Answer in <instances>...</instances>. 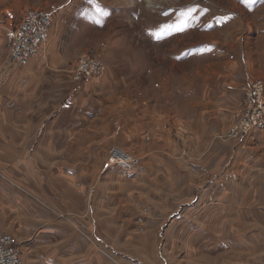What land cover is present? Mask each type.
<instances>
[{
  "label": "crops",
  "instance_id": "0c3cea01",
  "mask_svg": "<svg viewBox=\"0 0 264 264\" xmlns=\"http://www.w3.org/2000/svg\"><path fill=\"white\" fill-rule=\"evenodd\" d=\"M54 30L52 26L50 35ZM49 40L26 67H9V43L8 53L0 57L1 227L29 245L78 231L72 237L75 250L58 257L47 244L41 261L118 264L121 253L105 249L104 243L102 248L98 235L109 244L118 242L116 230L106 228L117 224L114 214L128 205L149 210L174 203L179 212L170 219L173 232L167 237L173 242V264H185L179 262L182 258L192 264L203 248L220 258L215 244L220 241L235 243L236 249L229 254L222 248L217 264H264V131L252 129L241 141L227 145L218 135L229 126L230 113L209 116L188 104V115L178 109L154 110V117L146 105L131 99L124 104L117 94L112 96L119 91L110 73L84 81L78 96L70 95L68 77L76 57L61 59ZM226 87L234 89L232 84ZM227 88L219 81L210 84L208 100L228 107L227 98L220 95ZM125 90L131 94L130 87ZM68 94L71 101L63 107ZM159 128L172 153L156 149L157 143L146 136ZM116 145L139 155L140 163L103 170V161ZM162 175L171 177L174 185L164 186ZM197 194L200 197L192 201ZM183 244L188 248L179 251Z\"/></svg>",
  "mask_w": 264,
  "mask_h": 264
},
{
  "label": "rangeland",
  "instance_id": "374dc122",
  "mask_svg": "<svg viewBox=\"0 0 264 264\" xmlns=\"http://www.w3.org/2000/svg\"><path fill=\"white\" fill-rule=\"evenodd\" d=\"M51 2L62 6L53 22L55 32L49 38L55 43L56 55L72 61L78 52L93 50L106 63V74H111L112 86L119 91L112 96L117 94L118 100L124 104L126 99H131L138 106L146 105L154 117V110L176 113L178 109L182 115L184 112L188 115L187 105L193 104L198 112L209 116L218 111L224 116L230 113V126L233 123L231 114L239 106L243 96L241 85L246 78L264 80V0H0V17L9 12L16 23L24 10L44 7ZM189 9L193 11L187 15ZM8 43L6 30L0 28V57L8 53ZM68 80L69 94L78 96L79 84L70 77ZM218 81L225 88L229 84L234 86V89L227 88L225 95L222 91L220 93L227 98L228 107L213 105L207 98L214 90H210L209 85ZM125 85L132 89L130 95L126 93ZM69 94L63 107L71 101ZM190 98L193 103H189ZM227 120L221 121L226 124ZM151 125L158 126L155 122ZM229 126L218 135V139L234 145L244 136L226 138ZM160 128V132L152 129L146 136L157 143L153 145L156 149L172 153ZM120 146L110 148L102 164L103 170L134 166L131 163L110 166L108 157L114 148L140 157ZM154 170L153 176L157 179V169ZM161 177L164 186L165 182L174 185L173 181L170 182L171 177L168 180L163 175ZM199 197V194L195 195L192 201ZM169 199L173 200V194ZM123 208L114 214H118L117 224L106 227L116 230L118 242L109 244V240L97 232L101 247L104 243L105 249L120 252L118 264H173V257L169 256L173 254V242L167 237L173 232L170 219L179 212L174 203H161L160 207L149 210L140 205ZM74 233L67 230L56 235L54 241H36L30 245L15 236L25 264H51L50 259L41 261L45 246L48 244L47 250H54L58 257L61 253L67 255L70 250H75L72 237L78 231ZM215 244L220 258L207 255L203 248L192 264L220 263L222 248L229 250V254L236 249L235 243L220 241ZM187 248L183 244L178 249L184 251ZM179 262L188 264L190 260L182 258ZM72 263L77 264L76 259Z\"/></svg>",
  "mask_w": 264,
  "mask_h": 264
},
{
  "label": "built area",
  "instance_id": "2783aa9c",
  "mask_svg": "<svg viewBox=\"0 0 264 264\" xmlns=\"http://www.w3.org/2000/svg\"><path fill=\"white\" fill-rule=\"evenodd\" d=\"M61 7L57 2H51L44 7L28 8L16 23L9 12L0 17V28L6 30L9 38V67H26L41 53ZM106 72V63L93 50L78 52L71 80L77 84L99 80ZM241 89L243 96L239 106L231 114L233 123L226 132V138L243 137L252 129L264 131V80H247L241 85ZM108 161L110 165H138L141 159L114 148ZM18 242L14 234L5 231L0 225V264H25Z\"/></svg>",
  "mask_w": 264,
  "mask_h": 264
},
{
  "label": "snow or ice",
  "instance_id": "6c2138e0",
  "mask_svg": "<svg viewBox=\"0 0 264 264\" xmlns=\"http://www.w3.org/2000/svg\"><path fill=\"white\" fill-rule=\"evenodd\" d=\"M193 9H189L187 15H190Z\"/></svg>",
  "mask_w": 264,
  "mask_h": 264
}]
</instances>
